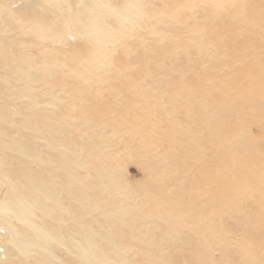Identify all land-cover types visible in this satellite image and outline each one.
I'll list each match as a JSON object with an SVG mask.
<instances>
[{
  "label": "rangeland",
  "instance_id": "rangeland-1",
  "mask_svg": "<svg viewBox=\"0 0 264 264\" xmlns=\"http://www.w3.org/2000/svg\"><path fill=\"white\" fill-rule=\"evenodd\" d=\"M86 1L106 36L79 70L53 0H0V198L49 182L25 221L0 216V264H264V168H247L257 193L205 164L220 119L233 156L264 157V0H138L119 17ZM34 224L21 251L8 240Z\"/></svg>",
  "mask_w": 264,
  "mask_h": 264
},
{
  "label": "bare ground",
  "instance_id": "bare-ground-1",
  "mask_svg": "<svg viewBox=\"0 0 264 264\" xmlns=\"http://www.w3.org/2000/svg\"><path fill=\"white\" fill-rule=\"evenodd\" d=\"M24 1V0H22ZM27 1V0H26ZM52 1V0H51ZM100 3L99 4H103L105 7L108 8V10L111 11L112 14H114L116 17L125 15L126 12H133L135 10L138 11H142L141 8L139 7V2L138 0H99ZM150 1V0H149ZM154 1V0H153ZM172 1V0H171ZM35 2V1H34ZM38 2V1H36ZM40 2V1H39ZM57 4V9L60 10L61 12H65L64 16V23L66 24V26L68 27L63 29L61 31L60 34H58L60 36V39L62 40V38H64L65 40L67 39V35L71 34L73 36L72 39H77L80 38V42L77 40L75 42H73L71 40V42H69L67 44V48L68 53H73L74 54V61H75V67L78 68L79 70L83 67H87L92 68L91 62L93 60H95L96 58L99 59L98 57L99 54H101L100 48L102 47L103 44H105L104 42V37L106 36L103 28H104V24L102 23V20L99 21L98 20V15H97V11L95 12L94 9L92 8V4L90 3L91 1H86L84 0V3L82 0H53V3ZM142 2V1H141ZM164 2V1H163ZM170 2V0H169ZM20 3V2H19ZM22 3V2H21ZM24 3V2H23ZM41 3V2H40ZM168 3V2H166ZM55 4V5H56ZM174 4V3H173ZM37 5V4H36ZM35 5V6H36ZM53 5V4H52ZM164 5V3L162 4V6ZM169 5V4H168ZM2 6V4H1ZM16 6V5H14ZM43 6V5H42ZM45 6V5H44ZM51 6V5H50ZM144 6V5H143ZM160 6V5H159ZM167 6V4H166ZM34 6L32 4H27L25 3L24 5H22L20 7V10L18 11L17 14H19V18H23L22 16L20 17V15H22L21 13L24 12V9H29L32 10ZM98 7V6H97ZM103 7V6H102ZM164 7V6H163ZM36 8L38 9V7L36 6ZM44 8V7H43ZM19 9V8H18ZM36 9V10H37ZM97 9V8H96ZM144 9V8H143ZM158 9V8H157ZM162 9V8H161ZM34 10V9H33ZM147 10V9H146ZM153 10V9H152ZM7 11V10H6ZM16 12V10H15ZM14 13V11H13ZM99 13V12H98ZM14 14V17L15 15ZM25 14V13H24ZM47 14V13H46ZM32 14H29V17H24L23 19L28 22V25L33 24L34 22V17H37L39 19V16L37 14H35L34 16H30ZM127 15V14H126ZM26 16V15H25ZM107 16V15H106ZM174 16V15H173ZM31 17V18H30ZM112 17V16H111ZM59 18V17H58ZM114 18V17H113ZM123 18V17H122ZM8 19V18H7ZM6 19V20H7ZM110 19V18H108ZM125 19V18H123ZM136 19V18H135ZM181 19V18H180ZM13 20V18H12ZM21 20V19H20ZM107 20V19H106ZM111 20V19H110ZM128 20V19H126ZM49 21V20H48ZM60 21V20H59ZM58 21V22H59ZM109 21V20H108ZM114 21V20H113ZM122 21V20H121ZM120 21V22H121ZM11 22V21H10ZM14 21H12L11 24H13ZM37 22V20L35 21ZM54 22V21H52ZM118 22V21H117ZM48 23V22H47ZM109 23V22H107ZM112 23V22H111ZM119 23V22H118ZM117 23V24H118ZM45 24V23H44ZM115 24V25H117ZM20 25H22L20 23ZM19 25V26H20ZM38 24H35L34 26H37ZM41 25V24H40ZM122 25V24H120ZM72 26H74L75 30L71 29L73 28ZM107 26V25H106ZM112 26V25H111ZM114 26V25H113ZM51 27V26H50ZM71 27V28H69ZM125 28V26H124ZM27 29V27L25 28ZM110 29V28H109ZM37 35V34H36ZM123 35V34H122ZM38 36V35H37ZM71 36V37H72ZM71 39V38H70ZM107 39V38H106ZM59 40V38H58ZM59 40V41H61ZM108 40V39H107ZM57 41V40H56ZM70 41V40H69ZM55 44V43H54ZM108 45V44H107ZM61 47V46H60ZM66 48V49H67ZM51 49V48H50ZM49 49V50H50ZM65 49V48H62ZM61 49V50H62ZM60 50V49H59ZM105 51V50H104ZM58 54V53H57ZM56 55V54H55ZM65 56V55H64ZM73 57V56H71ZM8 61L9 59L6 58ZM12 59V58H10ZM62 59V57H61ZM72 59V58H71ZM99 61V60H98ZM13 63V62H11ZM72 64V63H71ZM10 65V64H9ZM19 65V64H17ZM101 65V64H100ZM62 67V66H61ZM100 67V66H99ZM21 68V67H19ZM23 69V68H22ZM54 69V68H53ZM86 69V68H85ZM58 70V69H57ZM56 70V71H57ZM60 70V69H59ZM75 70V69H72ZM71 70V72H73ZM20 71V70H19ZM17 71V72H19ZM50 71V70H49ZM55 71V69H54ZM34 72V71H33ZM52 73V71H50ZM81 72V71H80ZM20 73V72H19ZM24 73V72H23ZM26 73V72H25ZM50 73V74H51ZM75 73V72H74ZM18 75V74H17ZM52 75V74H51ZM54 76V75H53ZM150 76V75H149ZM16 77V76H15ZM44 78V77H43ZM16 79V78H15ZM55 79V78H54ZM147 79V78H146ZM159 79V78H158ZM119 81V80H118ZM56 82V81H55ZM141 82V81H140ZM115 85L118 87V84L116 82H114ZM144 83V82H143ZM54 84V83H53ZM142 84V83H141ZM150 84V83H149ZM159 84V83H158ZM157 85V84H156ZM155 85V86H156ZM48 87V86H47ZM46 87V88H47ZM160 87V86H159ZM22 88V87H21ZM140 88V87H139ZM51 89V88H50ZM22 92H25V90L20 89ZM47 90V89H45ZM51 92V91H50ZM49 92V95H50ZM132 92V91H131ZM51 96V95H50ZM55 98V97H54ZM30 99V98H29ZM32 101L31 99L29 100V102ZM155 102V100H154ZM33 104V103H32ZM30 106V105H29ZM157 106V105H156ZM208 110V109H207ZM229 117V116H228ZM222 118V117H220ZM223 119V118H222ZM216 120V119H215ZM216 122V121H215ZM216 129H214L215 134V140L214 142H216L217 144V155L213 158L214 161H212L211 163L206 162L205 164L207 165L208 168H215L216 166H219L221 168H234V172L232 175L233 181L231 184H233L234 187H245V186H249L254 185L255 188L258 190L257 193L260 191V174L259 171L260 169H247V168H264V157L262 155V153H259V155L256 156L255 153H253V146H250L249 144L248 147L246 146V144L243 142L240 143V145L242 147H244V150L242 151V154H245L243 157L242 156H233L232 153H230L229 151V146H228V133L226 132L227 129L224 130V127L222 125V120L220 119V121L216 122ZM225 124V123H224ZM90 125V124H89ZM226 125V124H225ZM88 126V125H87ZM89 132V131H88ZM56 139V138H55ZM105 139V138H104ZM99 140V139H98ZM97 141V140H96ZM95 141V142H96ZM26 142V140L24 141ZM104 143V142H102ZM101 143V144H102ZM111 143V142H110ZM19 146L20 143H17ZM107 144V143H106ZM21 145H24L27 152H29L30 156L32 151L34 150L33 147L31 146V144H29L28 142L25 143H21ZM99 145V144H98ZM104 145V144H103ZM102 145V146H103ZM110 145V144H108ZM112 145V144H111ZM52 146L54 147L55 145L52 144ZM97 146V143H96ZM98 148V147H97ZM112 149V147H110ZM109 148V149H110ZM17 149V148H16ZM101 149V148H99ZM18 150V149H17ZM53 150V149H52ZM102 151V150H101ZM55 154V151H53ZM107 152V151H106ZM113 152V151H112ZM244 152V153H243ZM262 152H264V147ZM47 156V155H45ZM49 159H52L51 156L48 157ZM80 158V157H79ZM57 159H55L56 161ZM211 160V159H210ZM111 162V161H110ZM112 163V162H111ZM204 164V165H205ZM95 165V164H94ZM67 166V165H65ZM104 167V166H103ZM102 168V167H101ZM238 168H241L238 169ZM254 174V175H253ZM20 179V178H19ZM101 180H103V178H99ZM229 183L231 182L228 181ZM47 183H49L48 181H46V179L40 175L37 174L35 175L34 178H30L27 179V181H23L22 179L20 180V183L17 187V189L13 190L12 187L10 189V191L4 192V194H2L3 196L0 198V216L6 214V213H12L14 214V217L20 221H25L26 217L24 216L26 214V209H20L19 206L21 205L22 202H24V200L26 199H30L32 200L33 197L38 196L39 194L43 193L45 191V187L47 185ZM230 184V186H231ZM262 184V183H261ZM254 188V189H255ZM252 190L253 192L256 190ZM251 190V189H250ZM255 193V192H254ZM252 194V193H251ZM258 195V194H256ZM48 196V195H47ZM255 196V195H253ZM37 200L39 199L38 197H36ZM4 219V218H3ZM3 219H1L3 221ZM5 222V219H4ZM158 222V221H157ZM3 226V224H1ZM1 227V226H0ZM29 228L27 230H21L20 232L17 230V232H11L10 233V237L8 235V240H10L14 245L18 246L21 251L22 246H24L28 240H27V236L30 233H35L38 229L36 227V225H30L28 226ZM21 229V228H20ZM22 229H26V228H22ZM6 230V229H5ZM14 230V229H12ZM9 233V231H8ZM20 235V239L22 237V240L19 241L18 240V236ZM123 233H119L118 239H121L123 237ZM117 239V240H118ZM9 241V242H10ZM107 241V240H106ZM115 241V240H114ZM111 241H107V244H109ZM81 243V245L83 246V248H85V244H86V240L84 241L83 239L79 242ZM88 243V242H87ZM90 244V243H89ZM12 245V244H11ZM106 246V245H104ZM91 249H93L91 247ZM23 251V250H22ZM84 252V251H83ZM93 252H95V250L93 249ZM92 252V253H93ZM101 252V251H100ZM103 252V250H102ZM90 253V251H89ZM105 253V252H104ZM92 256V255H90ZM94 256V255H93ZM92 256V257H93ZM94 258V257H93ZM98 262V260H96ZM94 263V262H93ZM10 264H20L18 262H13L10 261ZM89 264V263H88ZM100 264V263H99Z\"/></svg>",
  "mask_w": 264,
  "mask_h": 264
}]
</instances>
